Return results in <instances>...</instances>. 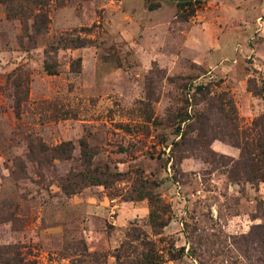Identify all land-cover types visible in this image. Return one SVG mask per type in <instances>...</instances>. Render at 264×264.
I'll list each match as a JSON object with an SVG mask.
<instances>
[{
  "label": "rangeland",
  "instance_id": "374dc122",
  "mask_svg": "<svg viewBox=\"0 0 264 264\" xmlns=\"http://www.w3.org/2000/svg\"><path fill=\"white\" fill-rule=\"evenodd\" d=\"M190 2H0L1 258L264 264V0Z\"/></svg>",
  "mask_w": 264,
  "mask_h": 264
},
{
  "label": "trees",
  "instance_id": "16d2710c",
  "mask_svg": "<svg viewBox=\"0 0 264 264\" xmlns=\"http://www.w3.org/2000/svg\"><path fill=\"white\" fill-rule=\"evenodd\" d=\"M6 1H10V2H19L18 8L19 9H23L26 8L27 11H29V17H34V25L33 28L34 29H39L41 28L43 30V28L46 26V24L49 22L48 17L46 16L45 12H44V5L46 4V0H0V2H6ZM182 5H192V3H183ZM35 9L41 11V13L36 14L35 13ZM24 24V29L26 34H29V28L30 25L28 23V21L24 20L23 22ZM46 68L48 70L49 74H55V71L52 70V67L50 65H46ZM198 90H200L201 93L205 94V93H209V90L207 89V87L204 86H200L198 87ZM217 100H228L225 96H220L217 97ZM228 104L230 106H232L233 102L230 99V101L228 100ZM231 119V118H229ZM233 119V118H232ZM187 120H190L189 117H186L184 122H186ZM184 138V137H183ZM260 148L264 149V144L259 146ZM259 148V149H260ZM257 149V151L259 150ZM254 158H249L248 159V170L250 173V178L251 179H256V178H260L262 180H264V172H263V165H264V150L262 151V153L255 155L253 154ZM151 262V259L149 260ZM0 264H23V261L19 258V257H14V258H1L0 257Z\"/></svg>",
  "mask_w": 264,
  "mask_h": 264
},
{
  "label": "water",
  "instance_id": "95a60500",
  "mask_svg": "<svg viewBox=\"0 0 264 264\" xmlns=\"http://www.w3.org/2000/svg\"><path fill=\"white\" fill-rule=\"evenodd\" d=\"M169 1H173V2H190L192 0H169Z\"/></svg>",
  "mask_w": 264,
  "mask_h": 264
}]
</instances>
